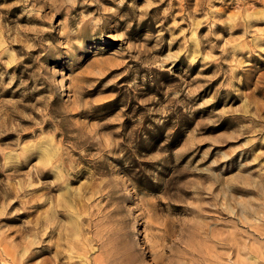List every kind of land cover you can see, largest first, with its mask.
<instances>
[{
    "label": "rangeland",
    "instance_id": "1",
    "mask_svg": "<svg viewBox=\"0 0 264 264\" xmlns=\"http://www.w3.org/2000/svg\"><path fill=\"white\" fill-rule=\"evenodd\" d=\"M0 264H264V0H0Z\"/></svg>",
    "mask_w": 264,
    "mask_h": 264
}]
</instances>
